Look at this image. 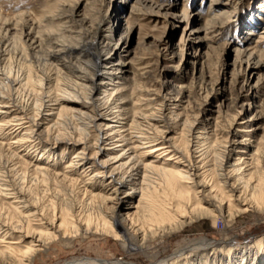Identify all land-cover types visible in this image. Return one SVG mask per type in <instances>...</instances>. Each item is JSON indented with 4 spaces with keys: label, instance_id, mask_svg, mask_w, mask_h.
<instances>
[{
    "label": "bare ground",
    "instance_id": "obj_1",
    "mask_svg": "<svg viewBox=\"0 0 264 264\" xmlns=\"http://www.w3.org/2000/svg\"><path fill=\"white\" fill-rule=\"evenodd\" d=\"M189 1L182 0V19L193 17ZM109 2L57 0L31 18L0 15V264H33L55 243L97 235L119 240L126 252L145 251L201 218L264 213L263 77L250 84L264 70V0L238 26L233 65L245 68L233 77L240 87L226 129H213L210 147L206 119L177 111L185 87L167 95L144 89L130 101L135 76L146 80V70L127 78L132 27L114 28L120 11L104 13ZM90 4V18H79ZM238 4L204 0L202 27L185 37L209 49ZM174 8V1L133 0L128 19L173 16ZM175 126L181 144L171 136ZM253 241L198 240L167 263L261 264L264 236Z\"/></svg>",
    "mask_w": 264,
    "mask_h": 264
},
{
    "label": "rangeland",
    "instance_id": "obj_2",
    "mask_svg": "<svg viewBox=\"0 0 264 264\" xmlns=\"http://www.w3.org/2000/svg\"><path fill=\"white\" fill-rule=\"evenodd\" d=\"M56 1L0 0V15L14 17L23 14L31 18L35 16L34 14L46 11L48 6L53 5ZM164 1H174L173 16H159L157 19L155 18L156 20L151 19L150 16L129 20L128 12L133 0H111L104 7V13L113 12L115 8L120 11L118 24L114 26L115 29L119 30L122 26L129 24L132 27V32L128 37L129 46L127 45L129 51L127 78L131 79L132 75L140 72L138 70L141 68L146 70V80L135 76L136 86L133 89L135 93L130 91L129 98L131 97L130 101L135 103L136 100L143 98L144 89L151 88L158 93L164 92L167 95L171 90H177L180 86L185 87L188 92L181 98L178 110L175 108L173 110H177L183 117L196 114L203 120L206 119L205 132L209 136L206 147H210L215 145L212 142L214 139L213 129L216 127L226 129L225 115H230L233 112V108L230 109L231 103L240 87V83L235 81L233 83V77L238 71L241 73L245 68L244 66L240 68L237 64L233 65V49L236 39L240 36L238 26L254 8L256 0H237L239 4L235 11V17L228 22L230 25L225 30L223 37L209 43L211 49H206V43L195 40V38L185 37L190 27H202L204 0L188 2L190 7L196 9L195 11L193 8L189 9L193 14L192 20L180 17L182 0ZM92 8L93 5L90 4L89 7L81 9L82 12L79 10V18L85 16L86 19H89ZM197 10L199 11L197 12ZM196 14H198V18ZM263 71L261 68L254 71L250 81L251 85L256 82V78L260 77H263L264 82ZM261 99L262 94L257 96L255 103H251L249 110L252 106L256 107ZM246 102V100L243 101V103ZM136 107L134 105V109ZM263 122L264 120L261 121L260 126L263 125ZM173 129L171 136L176 138V143L181 144L179 142L181 138L178 139L181 127L175 126ZM209 151L213 152L212 147ZM211 152L208 153L207 160L212 158L213 153ZM19 169L23 170V167L21 166ZM222 218L226 217L223 215ZM225 221L221 219L214 221L210 217L195 220L178 232L148 242L145 251L126 252L121 249L119 240L106 235L88 238L77 237L71 240L70 245L53 244L48 252L37 256L33 264H66L78 259L118 261L124 264H156V262L168 264V259L178 249L198 240L204 239L208 242L234 243L235 245L253 247V239L264 236L263 212L250 210L238 215L233 222H227V219ZM261 264H264V260Z\"/></svg>",
    "mask_w": 264,
    "mask_h": 264
}]
</instances>
